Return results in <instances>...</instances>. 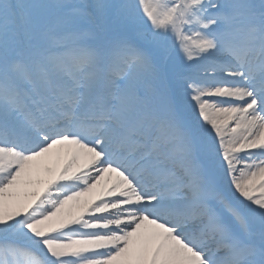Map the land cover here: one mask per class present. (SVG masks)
<instances>
[{
  "label": "rangeland",
  "instance_id": "1",
  "mask_svg": "<svg viewBox=\"0 0 264 264\" xmlns=\"http://www.w3.org/2000/svg\"><path fill=\"white\" fill-rule=\"evenodd\" d=\"M240 73L250 81L259 74L264 81V0H0V264L140 263L113 260L119 253L112 249L115 245L92 255L109 244L77 242L91 234L89 225L101 222L87 218L89 204L83 202L88 183L77 184L85 170L64 149L85 146L51 135L56 112L71 117L70 123L56 124L58 129L87 111L84 98L74 112L69 110L72 89L98 111L108 109V117L93 121L100 126L98 135L103 131L106 138L96 133L86 146L103 155L105 167L115 166L111 160L118 156L108 154V144L118 143L114 150H124L121 165L136 164L148 172L159 164L158 175L174 173L168 167L173 160L178 169L184 160L200 162L190 188L219 208L225 210L234 196H249L240 183L263 168L264 156L248 148L245 160L251 162L240 157L239 164V146L252 137L231 140L230 133L243 116L233 114V124L224 128L218 121L216 128L205 108L220 111V97L230 96L219 88L230 90ZM252 95L244 106L251 103V111L264 116V102L254 101L260 92ZM249 118L251 126L259 124L258 118ZM254 130L253 136L260 129ZM142 135L162 150L157 159L147 156L151 149ZM69 172L74 173L71 179ZM62 183L72 186L61 188ZM255 183L253 178L246 185L255 188ZM61 189L69 192L62 195ZM67 199L83 205L73 206ZM170 201L164 205L180 208L179 199ZM126 202L116 200L118 205ZM136 206V214L147 218L149 212ZM232 219L237 233L246 235ZM112 227L111 222L105 229ZM146 264L167 263L147 258Z\"/></svg>",
  "mask_w": 264,
  "mask_h": 264
},
{
  "label": "bare ground",
  "instance_id": "2",
  "mask_svg": "<svg viewBox=\"0 0 264 264\" xmlns=\"http://www.w3.org/2000/svg\"><path fill=\"white\" fill-rule=\"evenodd\" d=\"M227 66V65H226ZM240 79L237 80V83L235 84L236 90L222 88L220 91H224L225 93L229 94V98L225 99V101H229L230 99L232 103H237L236 101H240V103L237 105H234L232 107H222L219 106L220 111L214 112L209 109V105H205V108L207 109V117L209 119V122L211 124H215V127L218 128L219 124H216L218 121H222L220 124V127L227 128L234 122L232 121L233 114H237L239 116H243L239 123L237 124V129L234 132H231L230 134H234L231 137V140H236L238 137L242 135V137L251 140L248 143H244L243 145H240L239 147L241 150L237 153V155L240 152H245L246 149H254V150H260L259 153H262L264 155V119L263 116L260 114V117L257 115L256 111H251L253 105L247 104L244 106V103L249 102L250 98L253 97L252 93L254 94V91L256 89H260V95L255 101H261L264 102V82L260 80L261 77L256 78L254 81L257 82L256 87L249 84L248 79H245L243 75L239 76ZM221 85H225L223 82H220ZM217 85V84H216ZM77 91L75 92V94ZM213 97V96H212ZM85 99V104H88L90 108H93L94 106L90 102L89 98L74 95V98L70 100L71 104H78L84 103L82 99ZM234 100V101H233ZM207 103V102H206ZM52 112H56L55 109L52 110ZM249 116L252 118H258V125L254 124V126H257L260 130L257 132H254L255 135L253 136L251 131L254 130V126H251L250 123H252V120L249 118ZM228 118V119H227ZM227 121V122H226ZM223 130V129H221ZM255 131V130H254ZM217 133L216 131H212ZM229 133V132H228ZM214 134V133H213ZM239 140V139H238ZM257 140V143L259 145H254L255 141ZM51 144V143H50ZM71 146L73 143H69ZM52 145V144H51ZM258 146V149L256 147ZM68 147L64 148L66 154H74V156L77 158L79 164L84 168H81V170H85L83 173L84 176L82 179H79L77 184L79 186L85 185L88 183V187L86 188V194L83 204H89V207L87 208V218L91 217V219L97 218L101 223L100 224H91L88 227L87 233H91L90 235L86 234L87 237H84L83 239H78L77 242L81 241L86 246H92V245H102L101 247H106V244L115 245L112 249H116L119 251L117 258H114L113 260H120V261H130L133 258L136 261H139V264H146L147 258L163 261L167 264H192L196 262V259L194 256L190 253L191 251L186 248L181 242H178L174 237L168 236L166 231H162L160 229H157L154 224H151L145 220L143 216H140L136 214L137 206L136 203L140 202V200H134V199H144V197H141L139 193H134L133 188L128 184V182L125 181V179L117 172L114 171L110 167L104 166V161L102 160V157L99 153L94 152L93 150L79 147V146H73L72 150L67 149ZM241 156V155H240ZM240 156L237 157V161L240 162ZM263 162V161H261ZM264 163V162H263ZM116 165H120V161H116ZM38 170V169H37ZM36 170V171H37ZM125 171L131 172L128 170V168H124ZM39 171V170H38ZM37 171V172H38ZM36 173L32 174L31 176L34 177ZM70 176V179L72 178V175L74 173L69 172L67 173ZM143 180H147L149 177L148 174L143 173ZM37 177V176H36ZM253 178L258 179V184H262L260 186L259 190H254L252 187H248L249 181H251ZM182 179V178H181ZM244 182L241 181L240 188L241 189H248L246 191H249V195L251 194L250 191L253 190V193L256 194V198L253 201V203H257L261 199L264 198V166L262 169L256 171L254 174L251 175V177L244 176L243 177ZM185 179H182V182L185 183ZM246 181V182H245ZM58 183V182H57ZM91 183V184H89ZM195 183V179L192 180L191 183L188 182L189 185H193ZM247 184V185H246ZM257 183L254 184V186ZM71 184H65L61 185V188L63 186H70ZM72 186V185H71ZM127 191V192H125ZM62 195H65L69 192L68 191H62ZM167 195H173L175 191H172V189L161 191V194L159 197H155L153 199H159L163 193ZM72 195L73 197L78 196L79 193ZM158 194V191L155 192ZM188 194V190L181 191L179 194ZM133 195V196H132ZM240 195H244L243 193ZM247 195L243 196L245 198ZM72 197V198H73ZM129 199L130 203L126 202L123 205L116 204V200L118 199ZM77 200V198H75ZM66 200V198H65ZM68 200V199H67ZM74 199H69L68 201H71L72 204H74L76 201H72ZM264 201V199H263ZM81 201L75 203L73 206L82 207L83 205ZM147 206H151V202L147 201ZM77 207V208H78ZM136 215L137 217H134V219H130V216ZM122 216H129L126 217L128 219L124 218L122 219ZM139 220L138 225L136 228L132 230V227H134L135 221ZM112 222V229L106 227L110 226ZM81 225V223H80ZM82 228V227H81ZM131 229V230H130ZM109 231H113L114 233L110 234ZM99 234V238L95 237V235ZM118 245V246H116ZM100 247V246H99ZM144 249L142 250V248ZM145 248L147 250L145 251ZM110 248H106L103 250H95L92 251L91 254L94 255L96 253H106L108 250H112ZM216 256H214L215 258ZM142 261V262H141ZM145 262V263H144ZM107 263H110V261H107ZM112 263V261H111Z\"/></svg>",
  "mask_w": 264,
  "mask_h": 264
}]
</instances>
